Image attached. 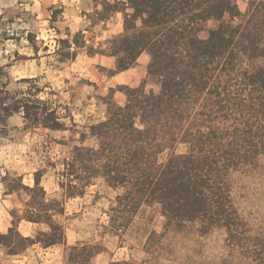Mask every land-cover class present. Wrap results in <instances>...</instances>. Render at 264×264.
Instances as JSON below:
<instances>
[{"label": "trees", "instance_id": "trees-1", "mask_svg": "<svg viewBox=\"0 0 264 264\" xmlns=\"http://www.w3.org/2000/svg\"><path fill=\"white\" fill-rule=\"evenodd\" d=\"M245 3L241 11L236 0H95L87 14L93 25L121 17V32L108 41L107 55L114 58L109 75L133 68L145 53V80L137 87L108 88L100 97L103 119L89 124L88 134L81 133L80 144L62 158L33 172L31 186L21 176L12 180L10 194L23 191L25 198L21 210H10L0 248L19 256L34 245L61 246L65 264H96L99 244L67 245L58 218L67 200L101 180L116 193L107 212V226L116 235L141 206H157L164 232L192 229L203 236L221 230L226 256L235 264H264V233L242 216L232 193L233 174L258 167L264 157V0ZM80 35L59 40L69 51L64 59L84 46L75 39ZM87 54L105 52L91 48ZM147 82L157 90H147ZM117 91L125 96L122 105L113 99ZM40 92L33 85L11 93L1 84L0 138L15 114L26 128L67 130ZM86 135L93 145L83 144ZM179 145L184 152L176 153ZM47 168L55 171L59 197L41 184ZM22 221L41 229L24 236Z\"/></svg>", "mask_w": 264, "mask_h": 264}, {"label": "rangeland", "instance_id": "rangeland-1", "mask_svg": "<svg viewBox=\"0 0 264 264\" xmlns=\"http://www.w3.org/2000/svg\"><path fill=\"white\" fill-rule=\"evenodd\" d=\"M236 1L243 11L245 0ZM94 6L95 0H0V86L5 84L11 93L37 86L39 97L57 109L67 127L65 131L26 128L21 114L7 119V133L0 138V233L10 227V210H21L20 202L25 198L23 191L19 196L17 192L10 194V187L16 185L12 180L21 176L22 184L31 186L33 172L79 145L80 134H88L87 126L105 115L100 97L108 93L109 70L114 62L107 55L108 41L122 25L120 15L100 24L90 23L87 14ZM78 32L81 35L75 39L84 46L76 51L78 59L72 62L64 59L69 51L59 40L72 41ZM91 48L105 54H98L100 60L89 63L88 70L81 72ZM148 61L145 53L138 58L131 71L136 86H126L137 87L145 80ZM145 87L157 90L148 82ZM113 99L119 105L125 102L124 94L118 91ZM83 144L93 145L94 141L86 135ZM184 151L183 145L177 146L176 153ZM41 184L49 196L59 197L55 171L47 168ZM232 187L239 212L254 230L264 233V157L258 167L234 173ZM115 194L97 180L82 197L67 200L64 215L58 218L65 228L67 245L99 244L102 252L96 264H235L226 256L221 230L203 236L192 229L164 232L157 206H141L126 231L116 235L107 226V212ZM36 230L24 224L19 231L31 236ZM0 264L65 263L61 246L42 249L34 245L19 256H10L1 247Z\"/></svg>", "mask_w": 264, "mask_h": 264}, {"label": "crops", "instance_id": "crops-1", "mask_svg": "<svg viewBox=\"0 0 264 264\" xmlns=\"http://www.w3.org/2000/svg\"><path fill=\"white\" fill-rule=\"evenodd\" d=\"M120 31L116 32V34L119 33ZM100 58L101 57H98V54L97 55H94V56L93 55H89L88 57L86 56V58L83 60V66L86 65V67H85V69H82L83 66L80 67L81 72H85L86 70H88V68L90 66L89 63H91V62L97 63V60L99 61ZM77 59H78V55L74 56L72 59H70V61L72 60V62H74ZM113 67H114V62H113V66L110 69H112ZM133 69H134V67L133 68H130V69L126 70V71H123V72H120V73H117V74L111 76L109 78V83H110L109 88H112L114 85H129V84H134L136 86L135 81L133 82V80H131V75H132V72L131 71ZM134 85H132V86H134ZM24 224L25 225H29V227H33V229H40V225L32 224V223H28V222H24V221H22V222L19 223L18 229L20 230V228ZM24 236H28V235H24Z\"/></svg>", "mask_w": 264, "mask_h": 264}]
</instances>
